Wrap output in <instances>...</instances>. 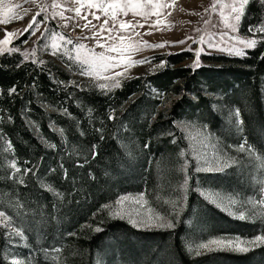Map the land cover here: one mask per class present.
Wrapping results in <instances>:
<instances>
[{"label":"trees","instance_id":"16d2710c","mask_svg":"<svg viewBox=\"0 0 264 264\" xmlns=\"http://www.w3.org/2000/svg\"><path fill=\"white\" fill-rule=\"evenodd\" d=\"M252 27H264L262 0H249L239 21L238 32L258 41L244 55L201 54L193 69L186 63L193 53L184 49L157 57L163 66L155 71L104 90L77 78L67 57L40 65L19 51L0 55V211L15 230L27 229L21 244L0 226V264L11 258L22 264H264V245L243 254L187 250L213 238L264 235V166L239 151L246 138L264 159V33L249 32ZM29 36H18L11 47ZM171 96L177 98L164 106ZM237 109L242 131L230 116ZM181 123L206 129L220 155L237 163L221 173L196 172ZM13 162L20 169L15 178ZM182 179L184 205L170 229H136L104 208L126 194L159 201ZM204 190L240 204L249 199L258 214L231 218L199 195ZM10 200L23 205L22 217Z\"/></svg>","mask_w":264,"mask_h":264},{"label":"rangeland","instance_id":"374dc122","mask_svg":"<svg viewBox=\"0 0 264 264\" xmlns=\"http://www.w3.org/2000/svg\"><path fill=\"white\" fill-rule=\"evenodd\" d=\"M52 0H36V3H24V0H0V19H5L4 13V4L14 5L21 4L22 8L15 9L14 11L17 13V19L13 20L8 24H0V41L5 39V33H15L16 36H9L8 39L12 42L20 33L23 32L25 28L28 27L29 22L32 20V17L36 15L37 12L40 11V7L38 5L48 6L50 5ZM61 3L62 7L58 9H52L48 7L47 15L49 16L48 24L51 22L55 24L59 28V32L64 35L70 37L75 43H83L87 47L94 49L96 52H102L104 49L97 46V38L100 39L101 43L107 42L108 44H115L120 47H124L127 49L129 45L135 47L137 43L143 44L146 42L147 44H161L164 43L163 47H155V48H147L141 47L140 51H128L126 52V56L128 59L132 61H146L144 63L135 64L134 66L128 67L126 71V76L124 78L117 77V79L123 80L126 78H130L132 76L149 74L156 69L161 67L163 63L157 57L164 56L170 53H174L180 50L189 49L193 53V59L186 61V63H194L197 59L195 53L199 49H203L201 54H210V53H220L230 55L228 52V47L232 44L236 43L235 38H244L250 39L253 37H245L241 35L238 31L231 32L230 29H224L220 24V15L219 8L215 12L211 10V5L214 3V0H157L159 4L166 5L162 8H156L153 11L160 13L159 16L155 14H150L147 18H143L141 16H133L129 13L127 16L120 15L117 17L118 21H132L139 24H143L144 27H137L132 30H120L113 31L112 36L114 39L108 40V33L101 31V25L104 23V20L108 17L103 16L96 9H89L86 5L88 0H69L67 4H65V0H58ZM225 3L230 2V0H224ZM81 5H85L81 7ZM77 7H81L80 15L77 16L74 9ZM73 9V10H65ZM24 9H27L25 12ZM207 10V11H206ZM53 11L63 12L65 17L64 20H61L60 17H56L55 19L51 18V14ZM92 12H95L96 15L100 16L99 20H96L92 16ZM82 17H86L83 19ZM38 20L44 19V14H41L37 17ZM91 21L89 24L88 22ZM205 21H209V23H205ZM67 23L68 27L63 28L58 25H63ZM47 24V26H48ZM88 24L87 27L85 25ZM216 24L217 27L213 28L212 25ZM95 25V27H93ZM239 25V23H238ZM237 25V28H238ZM112 22L109 20V25L107 27H111ZM49 27V26H48ZM117 28H119V24H117ZM45 31V25L41 24L39 29L35 31V35L29 36L27 42L23 43L21 46H17L15 48L18 49L23 59L29 60H47L54 59L55 56L51 55V50L41 51V44L43 41L39 42L38 37H41V33ZM224 31L228 32L229 35L224 38L223 41H220L218 33ZM93 33H99L97 38L93 37ZM216 35V42L220 44V46L224 50H220L219 48H210L208 47V39L211 34ZM120 36H124L125 39L121 41L119 39ZM205 37V43L201 44L200 37ZM88 37L89 39H86ZM187 37H192L197 42L194 43L193 39H187ZM184 40V43H176L178 41ZM11 44V43H10ZM10 44L2 45L4 48L11 49ZM72 45H67V48L71 49ZM237 47L242 48V46L237 45ZM33 50H35V54H33ZM26 54V55H25ZM111 55H116V53H110ZM234 55V54H232ZM27 57V58H26ZM159 60V61H158ZM203 63V61L200 60ZM113 71H125L123 67L115 69ZM110 75L112 73H109ZM79 79H87L98 83H104L105 81H96L88 76L79 75L76 76ZM177 96H171L164 106L169 103V100L175 99ZM180 130L183 132L185 140L188 144V148L190 150V155L195 161L196 165H204L205 161H211L214 156H221L220 153L216 150L215 140L214 138L207 132L206 129L195 126L193 124L181 123L178 125ZM222 159H224L221 156ZM183 171H184V167ZM186 187L185 179L180 180L177 183H173V186L168 189L165 193L162 194L161 198L158 201L157 195L153 197V200L144 194H126L119 196L116 198L111 204H105L104 208L108 209V213L114 217L126 220L129 223V216L133 220H145L148 221L150 226H145L144 224H138L136 229L141 230H163L170 229L169 227H160L158 226L160 223H172L174 226L179 213L184 205V190ZM202 192H205L213 197L217 201V203L221 204V207H217L216 203H210L205 196L201 195ZM143 196V201L140 204L135 203L136 199H139L140 196ZM199 195L206 200L208 203L230 216L231 218H235L233 215L229 214V211H224L223 208L229 205V199H234L232 196L226 195L224 193L204 190L200 191ZM127 197L128 199H123ZM157 198V199H156ZM120 201V203H117ZM230 211L236 213L238 216L241 212H244L245 215L255 214L257 215V207L249 200L243 204H240L237 200L236 203L232 204L230 207ZM139 213V215H137ZM158 215L161 219H149L150 217ZM238 219V218H235ZM131 226L132 224L129 223ZM0 226L8 232H12V234L16 231L6 220L4 217H0ZM172 226V227H173ZM171 227V228H172ZM19 238V237H18ZM255 238V237H254ZM254 238L244 239L239 237H224L221 238H213L207 241H202L198 243L187 244V250L193 255L200 256L203 254H209L213 252H227L233 254H243L245 252L240 251H232L223 248V245H209L211 248H219L221 250H213L209 251L207 248H201L200 245L209 244L210 241H232L236 242L240 241H249ZM20 239V238H19ZM21 244H23V240L20 239ZM261 244L259 246H250L246 244H242L241 247L247 246L249 247V251L253 250L257 247L263 246ZM109 249L104 248L103 254L107 253ZM248 252V251H247ZM199 253V254H197ZM13 260H17L11 258L9 262ZM96 264H109L108 262L98 261Z\"/></svg>","mask_w":264,"mask_h":264},{"label":"snow or ice","instance_id":"6c2138e0","mask_svg":"<svg viewBox=\"0 0 264 264\" xmlns=\"http://www.w3.org/2000/svg\"><path fill=\"white\" fill-rule=\"evenodd\" d=\"M69 0H65V4H67ZM24 3H36V0H24ZM262 3H264V0H262ZM249 4V0H230V2L225 3L224 0H214V3L211 5V10L215 12L217 8H219V15H220V24L223 26L224 29H230L231 32L238 31L237 25L239 21L241 20L242 16L245 12L246 5ZM40 7V11L36 13L35 16L32 17V20L29 22L28 27L23 30L20 35H23L25 32H30L31 35H35V31L39 29V26L41 24L45 25V31L41 33V37H38V39L43 38L44 43L41 44V51H48L51 50V55L56 56L58 58L63 59L64 57H67L71 63L67 64V67L72 69L74 66L78 70L79 75L88 76L96 81H105L104 83H98V87L102 90L104 89H110V88H116L121 86V80L117 79V77L124 78L126 76V71L128 67L134 66L135 64L144 63L146 61H132L131 59H128L126 56V52L128 51H140L141 47H147V48H155V47H163L165 46L164 43L161 44H147L144 42L142 45L137 43L135 47L132 45H129L127 49L124 47L117 46L115 44H108L107 42L101 43L100 39L97 37L99 36V33H93V37L91 38H97V46L104 49L102 52H96L94 49L87 47L83 43H75L70 37L64 35L63 33L57 32L54 29H51L47 26L49 21V16L47 15V9L48 7H51L52 9H58L61 8V3L58 2V0H52L51 4L48 6L44 5H38ZM85 5H81V7H84ZM89 9H96L98 10L103 16L108 17L104 20V23L101 25V31L108 33V40L114 39L112 36L113 31H120V30H134L137 27V24L139 22L133 23L132 21H118L117 17L120 15L127 16L129 13H131L133 16H141L143 18H147L150 14H155L157 16L160 15L158 12H154L153 10L156 8H162L166 5L159 4L157 0H88L87 5ZM81 7H77L74 9L77 16L80 15ZM4 13L6 18L0 19V24H8L12 22L13 20L19 18L17 13L14 11L15 9L22 8L21 4H4ZM65 10H73L66 8ZM26 12L27 9H24ZM207 11V10H206ZM41 14H44L43 20H38L37 17ZM93 18L96 20L100 19V16L96 15L95 12L91 13ZM56 17H60L61 20H64L65 17L63 15V12H57L53 11L51 14V18L55 19ZM83 19H86V17H82ZM109 20L112 22L111 27H107L109 25ZM89 24L91 21L88 22ZM205 23H209V21H205ZM117 24H119V28H117ZM59 27L67 28L68 24L65 23L63 25H58ZM88 24L85 25L87 27ZM95 27V25H93ZM139 27H144L143 24H139ZM213 28H216L217 25L213 24ZM249 32L255 34L257 32L264 33V27L260 28H249ZM15 33H5V39L3 41H0V55L4 54V52H16L18 51L17 48L13 47L11 49L4 48L2 45L10 44L11 41L8 39L9 36H16ZM216 35L217 34H211L209 36V39L207 41L208 47L210 48H219L220 50H224L220 44L216 42ZM220 41H223L226 36L229 35L228 32L221 31L218 33ZM86 39H89L88 37H85ZM119 39L123 41L125 39L124 36H120ZM187 39H193L192 37H187ZM236 43L232 44L230 47H228V52L230 55H244L243 49L246 48H255L258 41L255 38L250 39H244V38H235ZM25 43L27 41H24ZM184 40L178 41L176 43H184ZM193 42L196 43L197 41L193 39ZM201 44L205 43V37L201 36L200 41ZM67 45H72L73 47L71 49L67 48ZM237 45L242 46V48L237 47ZM203 49H199L196 51L195 55L197 57L196 61L191 66L193 69L200 66L199 64V57L201 56V52ZM110 53H116V55H111ZM33 54H35V50H33ZM26 55V54H25ZM27 58V57H26ZM35 62V61H34ZM45 62L43 60L39 61L40 65H43ZM163 66V63L161 64V67ZM123 67L125 71H113L115 69ZM109 73H112L111 75ZM55 79V77H53ZM59 83H63L62 81ZM75 84V82H72ZM78 86V85H77ZM16 88L13 87L11 89V93H15ZM154 95L156 97L162 96V93L159 92V90L154 89L153 90ZM62 114L71 116V113L68 112L66 108L62 109ZM91 111V110H89ZM230 116H234L233 120V126L237 129V131H242V124L243 122L240 120V111L237 109L235 113L230 112ZM112 118L111 116L109 117ZM99 131V129H98ZM60 134L63 135V129L59 130ZM83 135V133H81ZM103 138V137H102ZM51 147H55V145H50ZM95 147V146H94ZM147 147V145H145ZM219 151L222 153V155L226 156V153H224L223 149H219ZM239 151L244 152L248 151L250 155H255V158L258 160H261L262 166H264V159L261 158L259 154H256L255 149L253 146L247 144V139L245 138V141L239 145ZM229 160L232 161V163H229ZM237 163L234 159L231 157H227L225 159H222L221 156H214L211 161H205L204 165H198L195 169L196 172H225L226 169L232 166V164ZM11 167L15 170L13 172V178H15V174L20 172V169L16 166V163L13 162ZM27 171V170H25ZM67 175V172L65 171V176ZM20 183H23V179L21 178L19 180ZM53 190L54 189H49ZM57 195H62L59 193H56ZM201 195L205 196L206 199L209 200L210 203H216L217 207H221V204L217 203L213 197L205 192H202ZM128 199L127 197L122 198ZM143 201V196L141 195L139 199L135 200V203L140 204ZM117 203H120L118 201ZM236 203V200L229 199V205L225 208H223L224 211H229L230 215H233L235 218L244 220L248 219L249 217L245 216L243 212H241L238 216L236 213L230 211V207L232 204ZM260 204L264 205V200H260ZM4 205L0 204V208H3ZM9 207H12L16 210V214L18 217H22L24 213L21 211L23 208V205L19 203V201H9ZM139 215V213H137ZM0 217H4L6 220L8 219L7 216H5V211H0ZM160 220L161 218L156 215L149 218ZM11 224V221H9ZM129 223L132 224L133 227H137L138 224H144L145 226H150L148 221L145 220H133L131 216H129ZM158 226L160 227H169L171 228L173 225L172 223H167L166 225L164 223H160ZM100 228H97L96 231H100ZM27 229L21 227L17 229L12 235L19 237L20 239H27L26 236ZM242 244L250 245V246H259L261 244H264V235H258L253 240L249 241H240L237 240L236 242L232 241H210L209 244L200 245L201 248H207L209 251L213 250H221L219 248H211L209 245H223L224 249L232 250V251H240V252H247L249 251V247L244 246L241 247ZM45 251H48L45 249ZM54 251L59 252V249H54ZM199 254V253H197ZM11 264H22L19 260H13Z\"/></svg>","mask_w":264,"mask_h":264}]
</instances>
